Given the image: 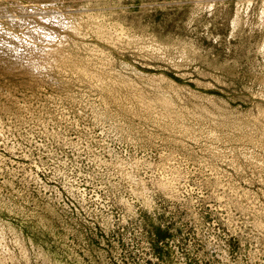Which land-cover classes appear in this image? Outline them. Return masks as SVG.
Listing matches in <instances>:
<instances>
[{
    "label": "rangeland",
    "instance_id": "rangeland-1",
    "mask_svg": "<svg viewBox=\"0 0 264 264\" xmlns=\"http://www.w3.org/2000/svg\"><path fill=\"white\" fill-rule=\"evenodd\" d=\"M0 264H264V0H0Z\"/></svg>",
    "mask_w": 264,
    "mask_h": 264
}]
</instances>
